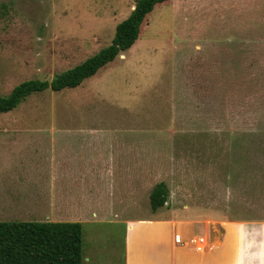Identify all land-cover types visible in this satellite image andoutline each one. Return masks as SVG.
<instances>
[{"label":"rangeland","instance_id":"1","mask_svg":"<svg viewBox=\"0 0 264 264\" xmlns=\"http://www.w3.org/2000/svg\"><path fill=\"white\" fill-rule=\"evenodd\" d=\"M135 3L0 0V95L97 53ZM141 34L78 86L0 113V221L52 220L25 187L45 193L49 165L68 169L56 183L83 264H122L120 221L152 215L159 181L162 213L264 217V0H172Z\"/></svg>","mask_w":264,"mask_h":264},{"label":"crops","instance_id":"2","mask_svg":"<svg viewBox=\"0 0 264 264\" xmlns=\"http://www.w3.org/2000/svg\"><path fill=\"white\" fill-rule=\"evenodd\" d=\"M49 169L53 178L46 194L28 186L24 199L35 210L49 204L54 211L51 219L66 221L69 218L63 213L74 197L68 185L60 186L56 179L65 177L60 173L68 169L60 165H49ZM192 217L170 209L162 213L160 208L152 210L150 216L125 217L120 221L122 264H264V217L232 218L225 214ZM195 226L199 233H195ZM198 236L207 238L203 251L196 250L191 242V238Z\"/></svg>","mask_w":264,"mask_h":264},{"label":"trees","instance_id":"3","mask_svg":"<svg viewBox=\"0 0 264 264\" xmlns=\"http://www.w3.org/2000/svg\"><path fill=\"white\" fill-rule=\"evenodd\" d=\"M172 0H136L128 16L115 27L112 41L80 64L51 80L29 79L0 95V113L16 107L30 93L46 88L75 87L95 75L141 37L143 26L154 10ZM169 190L159 181L149 193L152 210L163 207ZM0 264H83V230L80 221H0Z\"/></svg>","mask_w":264,"mask_h":264},{"label":"built area","instance_id":"4","mask_svg":"<svg viewBox=\"0 0 264 264\" xmlns=\"http://www.w3.org/2000/svg\"><path fill=\"white\" fill-rule=\"evenodd\" d=\"M191 242L195 244L196 250L203 251L207 245V238L205 236L193 237Z\"/></svg>","mask_w":264,"mask_h":264}]
</instances>
